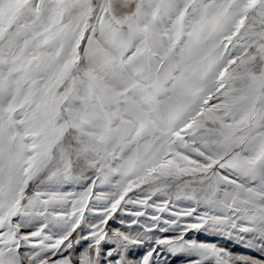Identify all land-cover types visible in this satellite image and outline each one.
Listing matches in <instances>:
<instances>
[{
  "label": "snow or ice",
  "instance_id": "6c2138e0",
  "mask_svg": "<svg viewBox=\"0 0 264 264\" xmlns=\"http://www.w3.org/2000/svg\"><path fill=\"white\" fill-rule=\"evenodd\" d=\"M173 261L264 264V0H0V264Z\"/></svg>",
  "mask_w": 264,
  "mask_h": 264
},
{
  "label": "rangeland",
  "instance_id": "374dc122",
  "mask_svg": "<svg viewBox=\"0 0 264 264\" xmlns=\"http://www.w3.org/2000/svg\"><path fill=\"white\" fill-rule=\"evenodd\" d=\"M74 191H79V188L76 189H72ZM143 190L142 189H135L133 193H130L129 195L131 196H135L137 194H142ZM155 199V197H154ZM175 203V208H181V207H185L187 206L186 201H181V202H174ZM95 204L96 207H99L100 205L93 199L92 203L89 204V207L91 208L93 205ZM123 207V205H122ZM129 208H131L132 206H128ZM151 211V210H150ZM91 214L86 212L85 216L86 219L90 216ZM123 213L118 211L116 216H122ZM162 215V219H167L169 218V212H165ZM109 226L110 227H115L116 225L110 221L109 222ZM158 235H170L172 233H157ZM75 235V234H74ZM189 235H192V233H189ZM196 238L200 239V240H209L212 242H216L218 243L220 246L224 247L226 250L230 251L233 255H246V256H252V257H256V258H260L261 257V253L259 251L258 248H250L245 246L243 243L232 240V239H228V238H217L215 236L212 235H199ZM255 243H258V241H256ZM171 259V257H169ZM173 264H179L178 261H173Z\"/></svg>",
  "mask_w": 264,
  "mask_h": 264
}]
</instances>
